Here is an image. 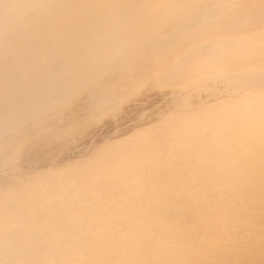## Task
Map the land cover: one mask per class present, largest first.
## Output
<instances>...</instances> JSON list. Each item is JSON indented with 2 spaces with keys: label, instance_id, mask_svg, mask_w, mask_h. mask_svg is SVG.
Wrapping results in <instances>:
<instances>
[{
  "label": "bare ground",
  "instance_id": "1",
  "mask_svg": "<svg viewBox=\"0 0 264 264\" xmlns=\"http://www.w3.org/2000/svg\"><path fill=\"white\" fill-rule=\"evenodd\" d=\"M145 60L155 69L157 84H177L191 74L222 67L214 74L236 79L246 90L264 89L255 86L264 82V0H0V147L12 143L18 131L27 133L49 121L73 100L96 108L103 100L98 91L106 88L111 76L127 66L131 74L137 62ZM235 66L242 68L229 70ZM244 103L219 109L222 103L214 112L206 107L204 121L201 116L199 122L186 116L163 126L159 123L154 132L149 128L152 133L134 134L114 147L111 144L96 160L88 158L87 170L82 165L72 172L49 171L53 175L46 176L52 180L47 188L57 184L62 195L43 194L17 207L19 212L11 209L20 202L0 198V215L11 219L0 228V264H106L108 260L117 264L128 253L137 260L151 254L156 264V252L172 251L168 238L181 237L183 232L168 229L166 237L156 230V242L161 243L152 253L141 243L125 250L137 234L123 231L121 221L111 217L122 213L116 204L126 196L180 185L181 178H194L195 171L204 170L209 161L228 167L229 161L252 151L255 155L247 160L264 162V98ZM186 122L205 132L192 126L197 129L192 133ZM174 145L182 148L180 152L194 149L181 156L169 149V155L160 156L156 150ZM172 157L177 161L171 162ZM185 162H191L187 169H174L175 163L185 166ZM236 176L250 177L247 172ZM106 183L111 187L107 192L97 188ZM39 187L35 191L40 194ZM84 187L93 189L85 194ZM68 194L72 196L64 202ZM126 209L145 211L141 201ZM40 214L43 220L36 218ZM176 221L186 222L175 218L156 225ZM114 231L124 235L116 240L127 243H100Z\"/></svg>",
  "mask_w": 264,
  "mask_h": 264
},
{
  "label": "rangeland",
  "instance_id": "2",
  "mask_svg": "<svg viewBox=\"0 0 264 264\" xmlns=\"http://www.w3.org/2000/svg\"><path fill=\"white\" fill-rule=\"evenodd\" d=\"M197 30L200 28H193V31ZM162 44L161 41L157 45ZM143 59H146V55ZM161 60L162 58L159 60L160 65ZM137 63L138 67L133 69L131 74L128 72L129 66H127L118 74L111 76L106 83V88L98 91L97 96L102 97L103 100L96 108L88 107L83 100H73L59 108L60 111L56 113V116H52L53 118L49 121H44V125H40L33 131H27V133L20 130L12 143L8 141L2 145L3 147H0V198L2 199L0 200L4 202L11 197L12 202H20L19 205L18 203L17 206L14 205L11 211L19 212L17 207L35 202L38 197L46 193L51 197L56 196L57 192L62 195L57 184L54 185V187L57 186L55 188H47L46 184L52 180L47 179L46 176L55 174L54 171L66 172L70 169L72 172L77 167L85 166L88 161L96 160L107 147L110 148L109 146L112 147V145L114 147L118 142L129 139L134 134L136 136L143 135L145 132L152 133L155 128L159 129L158 127H161L162 124L165 125L180 117H189L187 119H191V121H196L193 119H198V122L202 119L204 121V118L208 116V110L214 112L222 103L223 105L219 109L231 107V105L241 106L249 98H264V89L246 90L242 88L240 81H235L236 79L215 75V70L225 69L222 67L208 68L197 72V74L189 75L177 84L164 85L157 84L155 69L149 65L148 61H138ZM241 68L235 66L230 67L229 70L235 71ZM255 86L264 87V82L263 85L259 83ZM247 96L248 98H246ZM186 123L190 129H193L192 133L197 129L198 132L200 130V132H205L200 129V125L194 126L191 125L192 123ZM192 126L197 127L196 131ZM189 130L188 133H190ZM164 147L166 148L163 149ZM168 147L163 146L160 147V150L159 148L156 150L160 152H158L160 156L169 155V150H173V155L181 156L182 153L187 154V151L190 152L194 149L180 152L182 149L179 148L180 146L174 145L175 149L173 146ZM195 150L199 151L196 148ZM203 150L199 153L206 152L205 148ZM15 151L18 153L13 155ZM254 155L255 152L245 151L246 158L239 157L234 161H229L228 167L225 165L220 167L215 161H209L204 170L195 171L197 175L194 178H181L180 185L165 186L166 190L163 192L157 190L155 193H151L150 190H147L120 199L121 201L116 205L121 207L122 216H120L121 214L119 216L112 214L111 217L119 220L118 223L121 221L123 231L133 230L137 237L128 240V243L118 241L115 238L124 239L122 237L124 235L114 231L105 236L100 243L120 245L127 243L125 250L132 243H141L143 246L149 247L148 250L152 253L155 252L152 248L161 243L159 240L156 242V230L164 231L163 235L166 236V230L169 229L175 233L172 229H178L183 232L181 237L174 234L168 238L169 243L167 242L174 249L169 252H156V264H264V189L260 191L256 188V186L264 188V162L260 159L247 160ZM88 158L93 159L89 160ZM171 160V162L177 161L175 157ZM81 162L84 163L81 164ZM190 163L185 162V166L175 163L172 166L174 169L178 166L181 169L187 166L185 168L187 169ZM85 169L87 170L86 166ZM170 169L173 168L170 167ZM49 171L53 174L49 175ZM242 172L249 173L250 177L236 176ZM224 173H227L228 176H224ZM73 174L71 173L69 176H73ZM229 174L231 175L229 176ZM32 177L36 178L34 182H32ZM250 181L253 183L252 185H248ZM38 186H41L39 187L42 190L40 194L35 191ZM99 186L97 188L102 189V192H107L106 189L110 190L111 188L107 183ZM86 188L84 187L83 190ZM88 188L84 191L85 194L93 189L92 187V189ZM70 196L72 194L65 195L62 199L65 202ZM138 201L144 203L143 214H140L139 209L136 211L126 209V205L135 204ZM181 207L182 209H180ZM182 211L184 214H180ZM42 215L40 214L36 218L43 220L44 216ZM0 216H2L0 218V228H2L1 226H5L7 220L11 219L4 213ZM175 218H183L186 222L176 221L174 223L178 224L170 226L156 225V222H170ZM24 228L28 229V225ZM141 237H145V239H141ZM90 244L93 243L90 242ZM123 248H120L121 251H124ZM128 254L124 255V259H121L120 262L117 259V264H155L151 260V254L138 260ZM110 261L114 263V257ZM106 264H109V260Z\"/></svg>",
  "mask_w": 264,
  "mask_h": 264
}]
</instances>
